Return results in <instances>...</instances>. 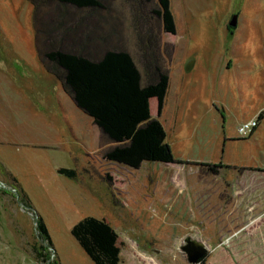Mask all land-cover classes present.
<instances>
[{"label":"rangeland","instance_id":"1","mask_svg":"<svg viewBox=\"0 0 264 264\" xmlns=\"http://www.w3.org/2000/svg\"><path fill=\"white\" fill-rule=\"evenodd\" d=\"M170 1L175 34L155 13L157 0H99L95 8L0 0V264H43L33 249L36 215L61 264H95L71 233L86 216L118 232L121 264H194L181 249L187 236L207 248L195 264H264V118L261 135L225 140L226 130L237 134L255 114L238 109L241 93L264 106V0ZM55 49L92 59L127 50L145 82L156 80L157 67L168 69L171 91L183 87L190 105L178 106L184 125H177L173 152L186 165L144 162L135 169L107 160L115 144L98 137L65 90L63 72L59 78L45 56ZM192 59L197 65L187 71ZM222 59L236 61L245 75L199 74L204 63ZM151 109L157 114L156 102ZM225 150L234 165L224 173L203 165L228 160ZM57 165L76 168V177L56 175ZM174 178L182 182L169 186Z\"/></svg>","mask_w":264,"mask_h":264},{"label":"trees","instance_id":"2","mask_svg":"<svg viewBox=\"0 0 264 264\" xmlns=\"http://www.w3.org/2000/svg\"><path fill=\"white\" fill-rule=\"evenodd\" d=\"M58 1L79 8L101 7L99 0ZM157 1L159 7L155 13L162 20L164 30L175 34L177 24L171 1ZM45 56L55 64L58 77L63 72L64 88L75 104L115 144L104 155L107 160L135 169L144 162L185 163L175 159L165 127L159 119L169 88L168 69L163 71L157 67L156 80L145 82L136 60L127 50H108L99 59L62 49L51 50ZM154 97L158 101L157 117L151 114L150 100ZM263 118L264 111L259 114V121ZM203 165L214 172L217 167L224 166L222 163ZM58 172L70 178L77 175V171L71 168L62 167ZM24 194H19V198L30 210ZM71 233L95 264H121L119 234L108 222L86 216L73 225ZM37 239L33 245L36 259L48 264L54 252L51 263L61 264L56 258L50 231L40 215L37 218Z\"/></svg>","mask_w":264,"mask_h":264},{"label":"crops","instance_id":"3","mask_svg":"<svg viewBox=\"0 0 264 264\" xmlns=\"http://www.w3.org/2000/svg\"><path fill=\"white\" fill-rule=\"evenodd\" d=\"M228 31H229V29H228ZM230 33H232V32H230ZM196 65H197V60L194 59V66H193L192 70L195 69ZM201 69H202L201 70L202 72L200 71L201 73H199V74L203 75V77H205L204 74H206L208 76H213L214 78L223 79L225 75H228V74H230L232 72L245 75V73L242 72L241 67L238 65V63L236 61H234V60H231V59H226V61L224 59H222L221 61H215V62L207 63V64L204 63V66H202ZM171 84H172V81H171V76H170L169 88H168L167 96H166V99H165V106H164V109H163L162 114L159 117V119L161 120V122L163 123V125L165 127V130H166V133H167V141L170 143L174 154H176L175 150H174V146L176 144H179V143L177 142L178 139L175 137V135L177 134V132L179 131L178 129L180 128V126H177V125L181 121V116H179V114H178V111H180V108L178 109V106L183 105V108L189 109L190 105H189L188 102H186V104H185V100L183 99V94H182L183 87L175 86L172 89V91H171ZM152 102L158 103L157 98H155V97L151 98L150 107H151ZM236 104L239 107L238 109L242 110L243 112H247V111L252 110V112L255 113V114H253L252 118H254L257 114H259V113L264 111L263 110L264 106H260V107L257 106L256 107L255 105H253L251 103V101L248 98V95L244 94V93H241L240 99H239V101H236ZM222 109H223V107H222ZM227 109H228V107H227ZM228 111H229V109H228ZM222 112L226 114L227 110L223 109ZM151 114H152V116H154V117L156 116L157 117V114H155L152 111V109H151ZM92 124H93V126H95L94 127L95 128L94 132H97L98 137L102 138V140H104V139L107 140L108 144H112V140L94 122ZM181 124H182L181 127L183 128L184 123H181ZM70 129H71V133L73 134L74 138L76 139V123H71ZM262 130H263L262 126L260 125L248 137L254 138L257 135H261L262 134ZM225 135H226V137H225L226 139L225 140H227V142H229V144L232 143V142H238V141H240L243 138H245V139L248 138V137L240 136L238 132H237V134L236 133L235 134L234 133H229V132H227V130L225 132ZM89 136H91V135H89ZM55 140H56V143L60 144V142L57 139H55ZM94 150H97V149H94ZM232 150H233V148L231 147V150H230L231 154H233ZM224 156L226 158L228 157L227 150H225V155ZM75 160H76V158H75ZM232 163H234V161H232L230 159L224 160V162H222V164L224 166H222L220 168L219 173H221V171H223L222 173H224L226 171L225 166L234 165ZM183 165H186V164L184 163ZM61 167H64V166H60V165L56 166V168H55V171H56L55 174L56 175L63 176L62 174H60L58 172V169H60ZM230 167H232V166H230ZM64 168H66V167H64ZM69 168L76 170V168H74V167H69ZM85 169L90 170L89 168H85ZM65 177H67V176H65ZM178 181H179V178H177V179L174 178V181L172 183H168V185L171 186V185H173V183H176ZM227 181H230V180H228L226 178L223 179V182L228 187H231V183L227 182ZM181 182L182 181L180 180L179 183H181ZM172 188H173V190L176 189L175 186H173ZM223 194H225V193H223Z\"/></svg>","mask_w":264,"mask_h":264},{"label":"water","instance_id":"4","mask_svg":"<svg viewBox=\"0 0 264 264\" xmlns=\"http://www.w3.org/2000/svg\"><path fill=\"white\" fill-rule=\"evenodd\" d=\"M238 25V16L234 15L232 19L229 21V26L231 27H237ZM194 66V59L190 60L189 64L186 66L187 71H191ZM0 185L4 186V184L0 183ZM15 191V189L13 188ZM17 198H19L18 193H16ZM20 205L26 209H29L26 207L22 201H19ZM38 216L36 215V222H37ZM185 243L181 246V249L187 254L188 261L191 263H198L202 258H204L207 254V248L205 247L204 242L199 241L197 239H194L190 236H187L184 239ZM52 256L48 262V264H52Z\"/></svg>","mask_w":264,"mask_h":264},{"label":"built area","instance_id":"5","mask_svg":"<svg viewBox=\"0 0 264 264\" xmlns=\"http://www.w3.org/2000/svg\"><path fill=\"white\" fill-rule=\"evenodd\" d=\"M259 124V117H254L248 121L241 123L238 126L237 131L240 136L248 137L259 127Z\"/></svg>","mask_w":264,"mask_h":264},{"label":"flooded vegetation","instance_id":"6","mask_svg":"<svg viewBox=\"0 0 264 264\" xmlns=\"http://www.w3.org/2000/svg\"><path fill=\"white\" fill-rule=\"evenodd\" d=\"M231 19H232V17L230 18V20H231ZM230 20H229V21H230ZM229 27H231V26H229ZM234 28H236V27H234ZM218 173H219V170H217V174H218ZM202 260H203V259H202ZM200 262H201V260H200Z\"/></svg>","mask_w":264,"mask_h":264}]
</instances>
